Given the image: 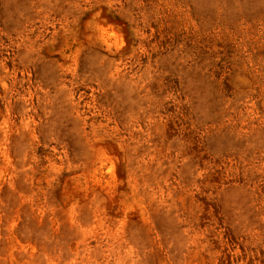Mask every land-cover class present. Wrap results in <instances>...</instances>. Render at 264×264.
Returning <instances> with one entry per match:
<instances>
[{
	"label": "clouds",
	"instance_id": "9594fccd",
	"mask_svg": "<svg viewBox=\"0 0 264 264\" xmlns=\"http://www.w3.org/2000/svg\"><path fill=\"white\" fill-rule=\"evenodd\" d=\"M109 14L125 23L114 27ZM169 16L179 21L172 42L149 43ZM203 37L217 52L211 63L194 46ZM21 70L36 78L13 113ZM0 105V156L55 181L65 218L74 206L104 219L113 209L164 206L177 231L153 232L152 242L175 246L174 264H208L200 254L225 234L264 262V133L253 135L264 130V0H24L14 18L0 19ZM236 112L251 139L217 166L206 142L215 118Z\"/></svg>",
	"mask_w": 264,
	"mask_h": 264
},
{
	"label": "rangeland",
	"instance_id": "374dc122",
	"mask_svg": "<svg viewBox=\"0 0 264 264\" xmlns=\"http://www.w3.org/2000/svg\"><path fill=\"white\" fill-rule=\"evenodd\" d=\"M23 7L24 0H15L10 8L0 5V19H5L9 15L14 18L16 12L23 10ZM210 14V10L205 13L208 16ZM162 19L168 27L153 31L152 40L149 41L157 47L172 42L174 35L172 29L179 23L172 16ZM107 20L108 23L115 22L114 27L125 23L119 14H109ZM11 26L9 24V27ZM122 31L127 30L125 28ZM122 38L126 39L127 36ZM194 46L198 57L210 63L217 55L213 42L207 37L198 39ZM223 48L225 56L232 57L235 51L233 46L224 44ZM8 69L12 70L11 62L8 64ZM36 71L47 72L48 69L38 67ZM35 78L32 72L27 76L22 70L16 73V80L23 82L16 85L21 99L13 105V113L22 110L28 81ZM236 92L238 93L239 90ZM92 94L91 90H88V95L80 100V104L86 106ZM35 101L36 98L32 97V102ZM2 107L3 105H0V108ZM245 115L251 116V113ZM16 122H19V117ZM215 123L216 128L211 130L206 143L212 146L210 154L215 157L214 164L226 165L228 162L226 157L232 151L243 150L248 139H251L247 134L249 124L243 122L239 112L216 117ZM250 123L256 124L257 121L252 119ZM28 126L26 122L25 129ZM260 133H264V130L257 128L253 135ZM12 140L16 142L19 138L13 137ZM23 143L19 141L21 147ZM53 147L59 153V146H49L50 149ZM37 151L41 155H51L50 151L48 153L40 149ZM9 156L11 157V153ZM204 159H208V156H204ZM43 163L46 161L41 162ZM56 163L58 164L59 161ZM19 167L14 159L10 158L6 162L0 156V264H168L169 260L174 264L178 258L179 251L175 246L165 251L166 244L164 247H157L152 242L153 232L163 233L165 237L170 238L177 231L168 222V215L172 212L167 207L157 205L154 209L148 210L129 207L119 213L113 209L107 213L108 218L104 219L92 211L78 212L76 210L78 206H74L68 208L65 218L60 207L63 202L61 189L55 181L47 177L42 178L43 173L39 170L30 174L27 170H18ZM5 170L7 175L4 174ZM217 170L219 171L220 168L218 167ZM13 171H15L14 175ZM111 171L113 169L108 168L105 174ZM61 176L67 178L68 173H62ZM212 179L216 177L213 176ZM149 224L151 229L148 227ZM117 239L126 240L130 244L135 241V245L121 246L117 249L113 246V241ZM200 255L208 264L212 262L254 264V259L260 260V257H254L246 252L244 246L230 234L211 240L207 254Z\"/></svg>",
	"mask_w": 264,
	"mask_h": 264
}]
</instances>
